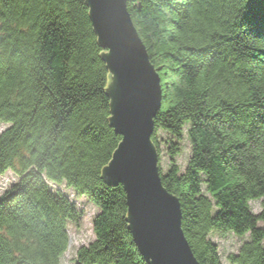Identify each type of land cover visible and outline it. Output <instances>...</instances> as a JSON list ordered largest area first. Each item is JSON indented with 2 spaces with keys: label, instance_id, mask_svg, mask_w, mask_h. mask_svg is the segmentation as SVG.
Here are the masks:
<instances>
[{
  "label": "trees",
  "instance_id": "obj_1",
  "mask_svg": "<svg viewBox=\"0 0 264 264\" xmlns=\"http://www.w3.org/2000/svg\"><path fill=\"white\" fill-rule=\"evenodd\" d=\"M88 11L86 0H0V175L18 177L0 195V264H60L82 212L49 184L98 210L71 264H147L122 186L102 179L121 137ZM127 11L160 77L151 141L158 156L167 146L161 182L195 258L221 264L209 234L231 232L248 235L233 263L264 264V0H127Z\"/></svg>",
  "mask_w": 264,
  "mask_h": 264
},
{
  "label": "water",
  "instance_id": "obj_2",
  "mask_svg": "<svg viewBox=\"0 0 264 264\" xmlns=\"http://www.w3.org/2000/svg\"><path fill=\"white\" fill-rule=\"evenodd\" d=\"M89 19L109 71L110 126L121 137L102 169L108 185L120 184L127 222L147 264H200L181 229L178 199L162 185L151 141L160 109V77L127 11V0H86Z\"/></svg>",
  "mask_w": 264,
  "mask_h": 264
},
{
  "label": "rangeland",
  "instance_id": "obj_3",
  "mask_svg": "<svg viewBox=\"0 0 264 264\" xmlns=\"http://www.w3.org/2000/svg\"><path fill=\"white\" fill-rule=\"evenodd\" d=\"M7 126V124L0 125V132H2ZM159 137H165V135L162 132H159L158 138ZM159 147V167L161 172H165L168 168L169 157L167 155V146L164 144L163 140H159ZM178 147L179 152L174 157V162L178 165L180 170L183 171L190 153V146L186 135L182 136ZM17 180V175L10 170L0 175V195ZM49 186L54 190L60 189L75 205V207L82 212V218L79 227H75L71 223H68L67 225L68 247L60 258V264H71L76 250L82 245H87L94 239L92 232V219L98 210L84 197L77 196L73 190L66 188L64 185L55 186L53 184H49ZM249 206L253 213H258L261 210L259 200L250 201ZM258 225L264 229L263 223L259 222ZM209 238L216 245L221 264H235L230 259V256L238 252V249L242 243L248 239V235L246 234L240 237L231 232H211L209 234Z\"/></svg>",
  "mask_w": 264,
  "mask_h": 264
}]
</instances>
